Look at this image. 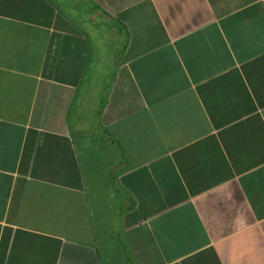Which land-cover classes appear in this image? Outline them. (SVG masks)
Instances as JSON below:
<instances>
[{"label": "crops", "instance_id": "0c3cea01", "mask_svg": "<svg viewBox=\"0 0 264 264\" xmlns=\"http://www.w3.org/2000/svg\"><path fill=\"white\" fill-rule=\"evenodd\" d=\"M0 264H264V0H0Z\"/></svg>", "mask_w": 264, "mask_h": 264}]
</instances>
